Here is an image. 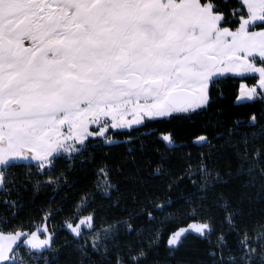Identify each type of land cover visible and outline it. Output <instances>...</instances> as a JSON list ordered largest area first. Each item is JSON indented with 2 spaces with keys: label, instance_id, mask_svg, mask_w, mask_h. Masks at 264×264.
<instances>
[{
  "label": "snow or ice",
  "instance_id": "6c2138e0",
  "mask_svg": "<svg viewBox=\"0 0 264 264\" xmlns=\"http://www.w3.org/2000/svg\"><path fill=\"white\" fill-rule=\"evenodd\" d=\"M0 208V264H264V0H0Z\"/></svg>",
  "mask_w": 264,
  "mask_h": 264
},
{
  "label": "trees",
  "instance_id": "16d2710c",
  "mask_svg": "<svg viewBox=\"0 0 264 264\" xmlns=\"http://www.w3.org/2000/svg\"><path fill=\"white\" fill-rule=\"evenodd\" d=\"M221 89H223L225 93V99H222L219 102V105L217 107H214L210 113H208L205 117L202 118V120H206L210 122V126L207 129V132L210 133L212 136L218 135L217 132L214 131V121L217 119V113L220 111V109L224 110V115L221 117L222 119H227V123L230 126L232 123V117L236 114V110L232 107L233 103V95L236 88V81L229 80L219 86ZM244 113H247L248 111H253L251 109H244L241 110ZM246 129H242L241 131H245ZM221 131H224V129H221ZM123 139V137H121ZM123 151V150H122ZM85 176V172L83 170H78L75 174H73L70 179L71 180H80L81 177ZM121 186L127 185L129 188L132 186V179L130 177H121L119 180ZM92 183L91 180L87 181V185L85 183H80L76 188H72L70 191H66L64 189H61L60 192H55L51 189H44L39 194L31 193V192H24L21 196V201L27 205L22 212L19 214V221H23L26 223L29 220H31L32 225H40L42 223V216L43 212L47 208H56V207H64L68 210V212H71L75 209L79 202V197L77 193L81 191L84 187L90 186ZM61 201H64L63 204H61ZM106 201L100 200V203L97 204V208H99L101 205L105 204ZM114 203V201H113ZM123 207V206H122ZM4 211L3 208H0V212ZM254 213L259 212V207L252 210ZM66 213H62L63 215H66ZM59 219L57 220V223L59 224ZM18 221V222H19ZM184 226L181 223H177L174 227H181ZM165 227H168L167 225ZM63 240V237H61ZM230 239L233 241V244H235V237L232 236ZM193 259L192 256V250L190 247H185L178 251L175 254V258L170 256V254L166 251H161L159 256V264H182V261L184 260H190Z\"/></svg>",
  "mask_w": 264,
  "mask_h": 264
}]
</instances>
